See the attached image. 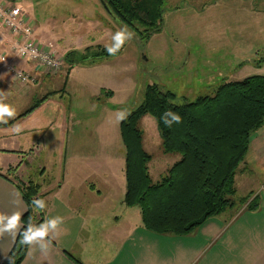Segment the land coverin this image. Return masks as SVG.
<instances>
[{
	"label": "crops",
	"instance_id": "1",
	"mask_svg": "<svg viewBox=\"0 0 264 264\" xmlns=\"http://www.w3.org/2000/svg\"><path fill=\"white\" fill-rule=\"evenodd\" d=\"M249 1L196 0L172 10L189 16L188 20L181 17L180 23L189 25L195 42L199 39L200 43L209 44L212 34L221 35L228 28L242 38H262L264 46V0H259V5H254L257 0ZM56 37L57 34L49 39L55 41ZM14 38L7 28H0V49L17 68L36 75L29 88L34 92V85L45 83L42 76L48 73L14 53ZM238 43L218 44L215 49L206 46L201 56L206 64L211 62L212 69L203 68L205 85L200 84L204 88L196 99L216 91L223 82L264 74V58L257 52L262 47L254 42L248 47ZM121 55L119 51L116 56L76 63L67 71L61 89L62 83L59 84L60 94L48 95L27 115L23 114L28 109L18 112L8 119L7 123L12 121L10 125L0 123V214L21 213V227L16 235L5 233L0 237V264L13 248L24 225L22 216L28 210L20 179L40 186V195L46 201L43 222L56 216L64 218L48 254L38 247L29 248L21 264H264V125L252 134L245 160L236 173L238 193L243 184L240 196L248 197L259 190L254 208L228 207L191 233L175 235L147 229L140 207L125 202L127 150L116 113L122 109L120 101L131 93L132 79L126 71L124 78L118 77L121 70L109 65V60ZM80 66L86 70L84 79L71 76ZM0 79L5 102L14 109L17 101L34 94H21L16 86L26 85L1 66ZM67 85L75 86L88 98L74 96L76 100L72 102L74 97H70L72 103L68 106L64 100ZM87 104L89 110L83 113H89L90 118L84 121L80 110ZM94 108L100 112L96 120L90 114L97 113L91 111ZM149 116L143 117L154 129ZM18 124L23 131L15 134L11 129ZM84 125L92 126V133L84 132ZM157 129L158 143L165 152ZM142 142L145 149L144 137ZM165 155L169 158L161 161L151 155L148 169L153 181L161 180L181 158L175 153Z\"/></svg>",
	"mask_w": 264,
	"mask_h": 264
},
{
	"label": "trees",
	"instance_id": "2",
	"mask_svg": "<svg viewBox=\"0 0 264 264\" xmlns=\"http://www.w3.org/2000/svg\"><path fill=\"white\" fill-rule=\"evenodd\" d=\"M104 3L106 11L117 22L133 28L143 42L162 31L165 0ZM67 55L71 59L76 53ZM88 56L81 58L93 62L109 55L101 51ZM45 99L36 101L23 115ZM175 99L174 93L159 84H149L142 104L121 122L127 150L125 202L140 207L147 229L159 234L187 235L232 203L231 197L237 192V170L245 160L252 134L264 125V74L223 82L212 95L194 101L177 103ZM166 110L178 113L182 122L166 127L160 119ZM145 115L156 120L165 152L181 155L159 181H153L149 174L151 155L143 147V131L138 126ZM22 194L28 210L22 216L21 232L29 222L43 223L44 217L43 211L38 217L32 205V200L40 195V186L29 181ZM20 239L19 234L2 264L23 262L29 247L21 245Z\"/></svg>",
	"mask_w": 264,
	"mask_h": 264
},
{
	"label": "rangeland",
	"instance_id": "3",
	"mask_svg": "<svg viewBox=\"0 0 264 264\" xmlns=\"http://www.w3.org/2000/svg\"><path fill=\"white\" fill-rule=\"evenodd\" d=\"M195 1L196 0H165L164 25L162 31L153 35L148 42L141 41L136 31L127 26L129 31L135 33V38L125 43L120 50L122 54L120 57H113V59L109 60L110 66H115L118 70H121L122 73H119L118 77L121 75L124 78L126 71V75L131 76L132 79L131 93L127 95L126 100L120 101L123 102L121 110L131 113L141 105L144 100L146 87L153 83L159 84L165 91L174 93L177 103L195 100L199 92L204 88L201 87L200 84L205 85L206 79L203 74V68L207 66L212 69L211 62L206 64L204 58L201 56L206 46L215 49L218 44L225 45L238 41L240 42L238 43L240 46L243 45L244 47H248L254 42L258 47H262L257 52L260 57L264 58L262 38H242V36L232 33V30L228 28H226L221 35L218 33L212 34L209 39V44H202L199 42V39L195 42L196 38L190 35L189 31H191V29L189 25L180 23L181 17H184V20H188L189 16L186 13L181 15L176 14L177 9L172 10L177 6L182 7L189 3L192 5L191 3ZM7 2L21 7L24 11L25 19L28 22H32L35 27V37L37 41L43 46L53 43L52 45L62 58V67L55 73H48L46 76H42L45 79V83L34 85V92H32V89H29L31 83L34 84V82L22 84L26 85V87L16 86L21 94H34H32L33 96L31 98L21 99L17 102L15 100V116L18 112L29 110L36 101L43 99L44 95V98H46L45 100H47V97H49L48 95L51 96L55 93L60 94L59 84L62 83L61 89L70 67L78 63V61L84 60L81 58V55L90 57L88 55H94L95 53L105 51L106 45L112 43V35L122 26H126L121 22H117L106 11L101 0H8ZM249 2L253 3V0ZM259 4V0L254 2V5ZM187 7H191L190 9H192L193 6H186L185 8ZM250 22L255 26L253 20L250 19ZM252 29L256 28L252 27ZM55 34H57L56 40L50 41L49 38H51V36L54 38ZM69 52L76 53V56L72 55L70 59L67 55ZM190 52H192V56L189 55ZM251 74L253 73L248 75ZM71 76L84 79L87 76L86 70L85 68L83 69V66H80L79 69L73 71ZM82 86L85 88V85L82 84ZM206 86L209 87V85ZM208 87L207 90L209 89ZM195 89L197 92L194 95L193 91ZM28 90H30L29 93H27ZM63 92L64 91L61 93ZM214 92V90H211L209 95H212ZM64 93V100L70 107L71 103L76 100L74 96H80V98L84 97V99L88 98L87 94L71 85L66 86ZM70 97H74L72 102H70ZM82 108L80 113L82 114L83 120L86 121L90 118L88 115L89 113H83V111L89 110L88 104L84 105ZM91 111L97 112L90 113L91 116H96L94 119L96 120L97 116H100L99 110L94 108ZM146 118L147 117H142L138 124L139 128L143 131L145 149L156 160L161 161L169 158L165 155L167 153L163 151L160 143H158L156 136L158 127L155 119L150 116L148 117L151 122H153L154 129H152V126H150L151 123L148 122ZM99 119L100 118H98V120ZM110 121H113L112 116ZM11 123L12 121L7 124L10 125ZM83 128L86 129L84 132L92 133V126L84 125L82 126V129ZM76 131L82 132L79 131V129ZM159 140V142H162L161 137H159ZM175 154L179 156V158L181 157L179 154ZM24 180L25 179H20L22 188L28 185V182ZM242 190L243 184L239 185V192L241 193ZM258 191L259 190H254L248 197H242L240 193L237 192L236 195L231 197L232 203L229 207H236L239 209L242 208L243 205H247L248 207L250 205L253 206L257 200L255 195ZM41 198L42 195H39L36 199ZM35 212L39 217L38 213H40V210L35 209Z\"/></svg>",
	"mask_w": 264,
	"mask_h": 264
},
{
	"label": "clouds",
	"instance_id": "4",
	"mask_svg": "<svg viewBox=\"0 0 264 264\" xmlns=\"http://www.w3.org/2000/svg\"><path fill=\"white\" fill-rule=\"evenodd\" d=\"M135 38V33L129 31L127 26H122L112 35V43L106 45L105 51L109 56H116L117 53L123 48L126 42ZM34 54V53H33ZM51 63V62H50ZM7 97L5 91H0V123H7L8 119L15 116V109L12 105L6 103ZM127 113L120 110L116 113L117 122H123L127 119ZM164 125L171 128L173 124L182 122V117L171 110H166L161 118ZM11 131L19 134L23 131L21 125H15ZM32 205L35 209L43 211L46 208V201L44 199H33ZM64 223V218L56 216L50 219H45L43 223L32 224L29 222L23 231L20 232L21 245L28 246L29 248L38 247L43 254H48L51 250L52 239L59 233L61 225ZM21 227V213L14 212L10 216L0 214V237L5 233L16 235L18 229Z\"/></svg>",
	"mask_w": 264,
	"mask_h": 264
},
{
	"label": "built area",
	"instance_id": "5",
	"mask_svg": "<svg viewBox=\"0 0 264 264\" xmlns=\"http://www.w3.org/2000/svg\"><path fill=\"white\" fill-rule=\"evenodd\" d=\"M0 28H7L15 37L13 51L19 58L34 64L36 68L46 73H55L62 67V58L55 47L51 44L43 46L37 41L35 27L32 22L25 19L21 7L0 0ZM0 66L8 70L20 83L27 84L37 79L36 75L13 65L10 56L1 49Z\"/></svg>",
	"mask_w": 264,
	"mask_h": 264
},
{
	"label": "water",
	"instance_id": "6",
	"mask_svg": "<svg viewBox=\"0 0 264 264\" xmlns=\"http://www.w3.org/2000/svg\"><path fill=\"white\" fill-rule=\"evenodd\" d=\"M102 4L104 5L105 9L108 10V7L106 6V4L104 3V0H101Z\"/></svg>",
	"mask_w": 264,
	"mask_h": 264
}]
</instances>
